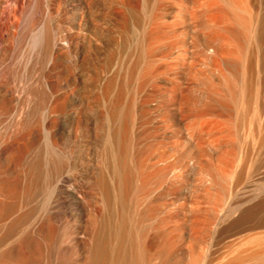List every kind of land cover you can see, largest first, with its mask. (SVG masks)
I'll return each instance as SVG.
<instances>
[{
	"label": "rangeland",
	"instance_id": "374dc122",
	"mask_svg": "<svg viewBox=\"0 0 264 264\" xmlns=\"http://www.w3.org/2000/svg\"><path fill=\"white\" fill-rule=\"evenodd\" d=\"M106 138L119 166L130 146L124 207L156 264L230 261L264 222V0H0V264H87L102 174L122 211Z\"/></svg>",
	"mask_w": 264,
	"mask_h": 264
},
{
	"label": "bare ground",
	"instance_id": "6f19581e",
	"mask_svg": "<svg viewBox=\"0 0 264 264\" xmlns=\"http://www.w3.org/2000/svg\"><path fill=\"white\" fill-rule=\"evenodd\" d=\"M155 14V18L156 19V13ZM152 19H153V13H152ZM155 28V27H154ZM155 29H153L151 31V38L154 39H158L159 35L157 31H154ZM157 32V33H156ZM160 33V32H159ZM150 39V38H149ZM153 39V40H154ZM152 40V42H153ZM162 40V39H161ZM151 41V40H150ZM151 42V44H152ZM161 42V41H160ZM159 42V43H160ZM157 43V42H156ZM157 43V44H159ZM164 43V42H163ZM150 44V45H151ZM161 44V43H160ZM153 46V45H152ZM161 46V45H160ZM166 45H164L163 47H165ZM155 47V46H154ZM162 47V48H163ZM148 49V48H147ZM146 49V50H147ZM151 49V48H149ZM153 49V47H152ZM149 51V55L154 54L153 51L150 52ZM144 54V53H143ZM148 54V53H145ZM155 55V54H154ZM113 56V55H112ZM111 56V57H112ZM148 57L147 55H143ZM142 57V56H141ZM152 57V56H151ZM150 57V58H151ZM155 57V56H154ZM110 59V58H109ZM113 59V58H111ZM121 59V58H120ZM143 59H146L145 57ZM114 60V59H113ZM151 60V59H148ZM147 60V61H148ZM154 61V59H152ZM151 60V61H152ZM119 61V60H118ZM117 61V64L119 63ZM111 62V61H110ZM152 64V62H150ZM149 63V64H150ZM113 64V63H112ZM111 65V64H110ZM124 66V64H122ZM147 65V64H146ZM121 67V66H120ZM119 67V68H120ZM152 68H154V65L152 66ZM148 67V68H151ZM170 67V66H169ZM147 68V70L149 71V69ZM151 68V70H152ZM122 69V68H121ZM103 71H106V68L103 67L102 68ZM115 75V74H114ZM115 77V76H114ZM112 77V78H114ZM168 77V76H167ZM112 78H105L103 80V78H100V82L102 83V85L100 86V92L99 94H96L95 96H98L97 98H99V96H104V97H109V94L112 90L113 87V80ZM115 84V83H114ZM97 90H95V92L92 93H96ZM121 91L125 92V88L123 87ZM133 91V89L131 90V92ZM130 92V93H131ZM135 92V91H134ZM133 92V93H134ZM131 95H133L131 93ZM93 96V94L91 95ZM90 96V97H91ZM120 96V93H119ZM133 97V96H132ZM94 98V96H93ZM120 98V97H119ZM123 98V97H122ZM92 99V97H91ZM95 99V98H94ZM105 99V98H104ZM112 99V98H111ZM110 99V100H111ZM93 100V99H92ZM103 100V99H102ZM89 101V100H88ZM105 102V101H103ZM110 102V101H109ZM98 103V102H97ZM106 103V102H105ZM112 103V102H110ZM109 104V103H106ZM114 103H112L113 105ZM100 105V104H99ZM111 105V106H112ZM124 105V104H123ZM106 106V105H105ZM126 106V105H125ZM133 106V105H132ZM116 107V106H114ZM102 109V107H100ZM113 108V106H112ZM112 108H106L108 109V113L106 114H110L112 115V113L117 112V108L112 109ZM119 108V107H118ZM128 107H126L127 109ZM130 108V107H129ZM124 109V108H123ZM125 109V110H126ZM128 110V109H127ZM102 112V110H100ZM130 111V110H129ZM124 113V111H123ZM129 113H127V116ZM115 115V114H114ZM122 115V114H120ZM109 116V115H108ZM126 116V115H125ZM133 116V115H132ZM110 117V116H109ZM117 117V116H116ZM124 116H122L123 118ZM133 118L135 119V117L133 116ZM109 120V118H106ZM124 119V118H123ZM122 119V120H123ZM126 119H124L123 122L126 123ZM119 121V119H118ZM121 122V121H120ZM122 122V123H123ZM131 122V121H130ZM119 123V122H118ZM122 123L120 125H122ZM125 123H123L125 125ZM132 124V123H131ZM134 124V123H133ZM137 124V123H136ZM119 125V126H120ZM111 126V125H110ZM117 126V125H115ZM126 126V125H125ZM124 128V131L126 130ZM118 127V126H117ZM128 127V126H127ZM130 127V126H129ZM128 127V128H129ZM133 127V125H132ZM138 127V126H137ZM103 128V126H102ZM121 128V127H120ZM136 128V126L134 127ZM140 129V128H139ZM108 130V129H106ZM114 130V129H113ZM118 130V128H117ZM136 130V129H135ZM109 131V130H108ZM127 131V130H126ZM105 132V131H104ZM119 132L123 131L119 129ZM130 132V131H129ZM139 132V131H138ZM125 133V132H124ZM140 133V132H139ZM109 134V133H108ZM129 134V133H128ZM112 135V134H111ZM123 134H121L122 136ZM127 135V134H126ZM109 136V135H108ZM117 137V136H116ZM123 137V136H122ZM122 137H120V141H122V145H124V142L122 139ZM124 138V137H123ZM127 138V136H126ZM130 138V137H129ZM107 139V144L104 146L106 148L105 151H107V156L109 158H104L105 160H108L106 163L107 168H109L108 171H110V176L115 177L118 179L119 181V189H120V197L119 199L121 200V206H122V211L120 212V214H118L116 217L113 216L111 214V212H107V207L111 208L112 204H113V191H112V187L110 185V182L108 180V178H106L105 176H103L104 174H102V177L100 178V180L98 181V188L101 190L102 196H103V200H104V205L106 206V209L104 213H101L100 210H96L95 212H97V215H99V232L97 234V244H96V253L94 255H92L88 261L87 264H156L155 263V259L159 252V248H158V243H157V238H158V234L155 230H149L148 232L145 233V235H143L142 237H140L141 235L136 231V229H134V227L132 226L131 223V218L128 214V212L125 209V188L128 186V180L126 177V173L124 172L125 169L123 167H126V158L128 155V148L127 146L124 148V152L122 153V164H120L121 166H119L116 163H113L111 160L114 158L115 151L112 148L109 138ZM128 140V139H127ZM133 140V139H132ZM130 141V139H129ZM127 144V143H126ZM131 144V143H129ZM130 147V146H128ZM132 147V146H131ZM103 148V147H102ZM103 150V149H102ZM101 154H104L103 152ZM106 154V152H105ZM162 154V153H161ZM160 154V155H161ZM166 154V153H165ZM103 156V155H102ZM101 156V157H102ZM157 156V155H156ZM129 157V156H128ZM155 157V155H154ZM103 159V157H102ZM160 159V157H157V160ZM104 160V161H105ZM156 160V159H155ZM164 160V159H162ZM103 161V163H104ZM144 161L143 159L141 160V162ZM154 161V160H153ZM162 163V162H161ZM165 163V162H163ZM144 164V163H143ZM63 165V164H62ZM70 165V164H69ZM152 165H155V161L154 162H149L148 164H145V166L141 165L140 167H142L141 169H146L147 167H152ZM61 167V166H60ZM56 168V167H55ZM62 168V167H61ZM102 168V167H101ZM70 169V168H69ZM61 170V169H60ZM102 170V169H101ZM104 170V169H103ZM61 172V171H60ZM72 173V172H71ZM98 173V172H97ZM97 175V174H96ZM99 175V174H98ZM97 175V176H98ZM97 176H96V180H97ZM99 177V176H98ZM72 180V176L70 175L69 171H62L56 181V185L54 187V195L56 196V201L57 202H61V203H66V202H70L71 199H75L77 197V195L74 193V191L76 190H71L72 186L69 188V185L67 184L68 182H70ZM94 180V179H93ZM95 180V181H96ZM97 182V181H96ZM95 182V183H96ZM91 184V183H90ZM93 184V183H92ZM68 185V186H67ZM91 186V185H90ZM95 187V186H94ZM97 190V189H96ZM77 192V191H76ZM95 192V191H94ZM50 193V192H49ZM45 194V193H44ZM80 194V193H78ZM98 194V193H97ZM81 197V196H80ZM53 198V195H52ZM94 198V197H93ZM51 199V198H50ZM54 200V199H53ZM77 200V199H76ZM99 200V199H97ZM96 201V200H94ZM116 201V198H115ZM51 202V201H50ZM95 203V202H94ZM100 204V202H99ZM98 204V205H99ZM96 205V204H95ZM154 206V203L152 204ZM97 206V205H96ZM99 208V207H98ZM105 208V207H104ZM49 209V208H48ZM97 209V208H96ZM103 211V210H102ZM96 214V213H95ZM27 215V214H26ZM52 215V214H51ZM54 215V214H53ZM57 216H60V214L57 212ZM96 216V215H95ZM257 216V215H256ZM255 216V217H256ZM51 218V217H50ZM243 218V217H242ZM258 219V218H257ZM255 220V219H253ZM259 220V219H258ZM97 224V223H96ZM98 225V224H97ZM92 228V227H91ZM261 228H264V222H258L255 224H251L249 226H241L238 229V234L237 235V241L235 243L234 249H233V257L230 261H228L226 264H264V229L262 230ZM260 229V231H256L255 230ZM247 230V231H246ZM250 233H248L249 231ZM251 230H253V232H251ZM94 231H96L94 229ZM97 232V231H96ZM243 232H245V235L243 234ZM246 232L248 235H246ZM91 233V232H90ZM88 234V232L86 233V235ZM89 238V236H88ZM88 238H86L84 236V238H82V243L86 245H88ZM93 239V238H92ZM91 239V240H92ZM93 242V241H92ZM87 248V247H86ZM92 248V247H91ZM87 250V249H86ZM90 251V250H89ZM90 256V255H89ZM197 264H205L204 262H197Z\"/></svg>",
	"mask_w": 264,
	"mask_h": 264
}]
</instances>
